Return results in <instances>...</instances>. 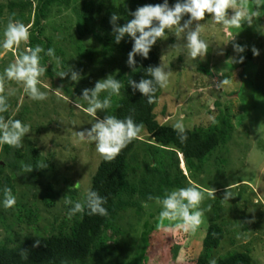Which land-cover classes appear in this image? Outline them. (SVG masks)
Wrapping results in <instances>:
<instances>
[{
  "label": "rangeland",
  "instance_id": "1",
  "mask_svg": "<svg viewBox=\"0 0 264 264\" xmlns=\"http://www.w3.org/2000/svg\"><path fill=\"white\" fill-rule=\"evenodd\" d=\"M25 1L0 0V75L29 47V43L13 50L2 47L10 19L31 26L13 17L19 9L26 15L34 14L38 0H32V10L29 6H14ZM86 1L54 3L44 19V36L51 40L55 55L45 64L46 73L40 77L38 87L48 98L32 100L22 83L6 81V93L13 94L8 96L9 109L3 115L30 125L31 131L20 148L0 145V243L15 246L30 236L69 232L79 213L69 217L72 205L65 204V199L81 203L86 200L103 158L94 142L81 141L76 133L90 130L96 122L86 111L89 105L82 98L83 90L94 88L97 81L108 76L118 80L125 65L118 47L108 42L110 33L100 25L108 10L120 14L124 0H94L90 12L98 15L89 25L90 32L83 35L77 19ZM252 10L249 0L246 11ZM260 13L253 25L245 22L240 28L217 24L210 15L200 21V38L209 45L203 59L188 56L184 34L176 38L167 31V38L156 45L160 64L166 66L169 75L168 86L161 89L155 108L159 122L173 125L182 115L188 129L207 128L220 117L234 125L228 142L218 146L197 173L187 169L183 154L177 150L183 188L196 186L205 195L200 205V227L194 233H185L179 221L167 220L158 227L161 207L154 201L142 202L139 208L119 212L105 233L108 251H102L97 259L94 256L92 263L196 264L205 252L203 241L210 221L216 217L225 234L211 253L212 260L237 251L249 253L252 264H264V6ZM195 25L193 22L191 27ZM234 44L245 50L236 52ZM253 47L259 55H253ZM248 54L250 58L244 59ZM62 71L68 75H57ZM72 71L80 76L78 81L71 80ZM108 96L107 91L101 92L99 99ZM105 111L97 110V118L102 120ZM155 144L154 138L142 131L135 148L133 169L137 175L146 171L143 158ZM41 162L47 166L37 167ZM25 164L33 170L25 173ZM5 187L11 188L16 197L13 208L3 206ZM227 191L235 196L224 198Z\"/></svg>",
  "mask_w": 264,
  "mask_h": 264
},
{
  "label": "trees",
  "instance_id": "2",
  "mask_svg": "<svg viewBox=\"0 0 264 264\" xmlns=\"http://www.w3.org/2000/svg\"><path fill=\"white\" fill-rule=\"evenodd\" d=\"M62 1L64 0H38L33 15H26L21 12V9L13 15L14 18L26 20L28 25L31 24L29 47L34 48L39 45L45 50L40 54L41 62L44 65L50 59L45 53L48 48H52L51 40L44 36V19L48 16L47 12L50 6ZM163 2L164 0H124L123 6H120L118 10L120 18L117 24L123 26L134 18L131 13L138 7L146 4H162ZM176 2L177 0H168L170 6ZM95 4L94 0L86 1L83 12L77 19L78 29L83 35L90 32L89 25L95 22L98 15L90 12ZM14 6L18 8L29 6L32 10L33 1L26 0L15 3ZM2 8L3 5L0 3V35H2L1 25L3 22ZM114 13L113 10H108L101 17L100 25L106 33H110L108 42H112L118 47L125 62L118 74V80L124 87L121 88L120 96L115 94L111 96L112 106L105 111V116L114 115L119 119H124L131 115L137 124H143L142 131H146L154 138L156 144L150 145L143 158L146 171L137 175V170L133 169L138 139L133 140L124 148L114 161L106 162L102 158L93 176L91 190L97 191L99 195L106 198L107 202L104 207L108 210V216L88 215L86 208L84 214H79V218L74 222L69 232H61L49 237L30 236L15 246L0 243V264H94L90 261L94 256L97 259V255L102 251H108L109 246L105 233L108 228H111L119 212L130 207L139 208L142 202H153L148 199L149 195L162 198L166 192L184 187L180 177V174L183 176L184 174L179 167L177 150L183 154L187 169L197 173L201 170L206 158L222 143L228 142L231 137L234 125L228 118L222 120L221 117L216 118L217 120L207 128H186L187 140L184 143H181L172 125L159 122L155 108L161 88H158L155 93V101L150 104L147 97H144L139 90H133L128 84V80L139 82L141 78H151L147 76L146 69L149 66L161 65L160 55L156 49L160 39L152 46L147 59L136 55V70L133 71L127 64V59L134 41L126 35L120 43L115 42L113 25L110 23V18ZM187 19L188 15H185L181 22ZM108 42L105 43L107 48L110 46ZM250 56L248 54L244 59H248ZM9 147L5 144L6 149ZM144 233L146 234L147 231ZM224 234L223 227L217 222V218H213L203 241L204 255L198 258L196 264H210L211 253L220 245ZM37 239L40 240V245L33 247ZM21 249L27 250V259L21 258ZM215 261L216 264L253 263L249 253L237 251L229 252Z\"/></svg>",
  "mask_w": 264,
  "mask_h": 264
},
{
  "label": "clouds",
  "instance_id": "3",
  "mask_svg": "<svg viewBox=\"0 0 264 264\" xmlns=\"http://www.w3.org/2000/svg\"><path fill=\"white\" fill-rule=\"evenodd\" d=\"M253 10L246 11L249 7V0H177L170 6L168 0H164L162 4H146L138 7L131 15L134 17L123 26L117 24L120 18L118 14H112L110 23L113 25L114 39L116 43L127 35L134 41L131 51L128 53L127 64L133 71L136 70V55H140L147 59L149 52L158 39H166V30L173 32L176 38H180L184 34L186 39V48L188 56L195 60L197 57L203 59L208 52L209 45L206 41L200 38V21H203L206 15L217 23L228 27L240 28L242 23L253 25V21L257 19L261 13L260 9L264 6V0H252ZM229 10H232V15H229ZM188 15V19H182ZM196 22L195 28L191 26ZM30 26H25L23 23L13 22L9 20L4 31V41L2 47L6 50L19 49L21 44L27 45L30 39ZM174 30V31H173ZM234 39V36L231 38ZM236 52H243L245 48L238 44H234ZM253 55H259V50L252 48ZM45 50L37 45L26 47L19 54L15 62L11 63L2 75H0V145L7 144L13 148L23 146V140L27 133L31 131L30 125L23 124L18 119L11 117L5 118L3 113L9 109L8 96L12 92L6 93V81H16L22 83L24 91L32 100H46L47 93L40 90V77L46 73L45 65H41V53ZM49 57L55 55L53 48H48L45 53ZM243 61V57H240ZM147 76L151 78H141L139 82L129 79L128 84L133 90H139L144 97H147L148 103L155 101V93L158 88H166L169 83V75L166 71V66H149ZM57 75L65 77L67 72L62 71ZM80 76L76 71H72L71 80L78 81ZM124 85L117 79L108 76L106 79L97 81L94 88L83 90L82 98L87 101V113L95 119L90 130L79 131L77 136L81 141L87 139L89 142H94L97 152L103 157L106 162H112L133 140L140 138V133L143 130V124H137L131 115L124 119H119L114 115H107L102 120L97 118V110H107L111 108L110 97L115 94L119 95L121 88ZM107 91L109 96L103 100L99 99L100 93ZM79 107V105H76ZM183 116L172 125L173 130L177 133L181 143L187 140V129L183 123ZM46 162H41L37 167H46ZM154 166V165H153ZM23 171L29 173L33 170L31 165H22ZM215 191V189H214ZM3 206L13 208L16 204V197L12 193V189L5 187L3 190ZM233 195L227 191L224 198H229ZM149 200L155 202L161 207L158 215L159 225L162 226L164 221L169 222L179 221V227L185 233L196 232L203 222V211L200 205L205 199L204 193L196 186L180 188L166 192L161 198L149 195ZM106 198L99 195L97 191L88 190L86 192V200L81 203L73 202L70 198L65 199V204L72 205L68 215L72 217L76 214H84L87 208L88 215H99L102 217L108 216V210L104 205ZM145 208L148 207L144 203ZM40 245V240L37 239L33 247ZM20 256L22 259L28 258L26 249H21ZM210 264H216L213 259Z\"/></svg>",
  "mask_w": 264,
  "mask_h": 264
}]
</instances>
